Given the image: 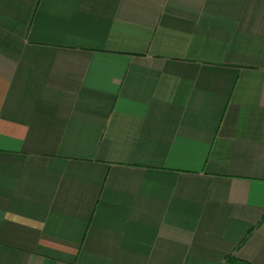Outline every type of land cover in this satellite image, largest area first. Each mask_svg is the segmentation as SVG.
<instances>
[{
    "label": "crops",
    "instance_id": "obj_1",
    "mask_svg": "<svg viewBox=\"0 0 264 264\" xmlns=\"http://www.w3.org/2000/svg\"><path fill=\"white\" fill-rule=\"evenodd\" d=\"M264 264V0H0V264Z\"/></svg>",
    "mask_w": 264,
    "mask_h": 264
},
{
    "label": "trees",
    "instance_id": "obj_2",
    "mask_svg": "<svg viewBox=\"0 0 264 264\" xmlns=\"http://www.w3.org/2000/svg\"><path fill=\"white\" fill-rule=\"evenodd\" d=\"M225 262L228 264H252L244 260H240L233 255H228L225 259Z\"/></svg>",
    "mask_w": 264,
    "mask_h": 264
}]
</instances>
